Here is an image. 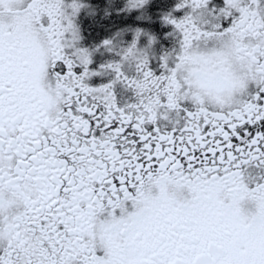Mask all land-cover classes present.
Masks as SVG:
<instances>
[{"label":"snow or ice","instance_id":"6c2138e0","mask_svg":"<svg viewBox=\"0 0 264 264\" xmlns=\"http://www.w3.org/2000/svg\"><path fill=\"white\" fill-rule=\"evenodd\" d=\"M82 7L0 0V264H264V0H180L160 74L137 30L103 42L120 59L99 87L77 46ZM45 80L63 98L51 116ZM153 178L159 198L137 207Z\"/></svg>","mask_w":264,"mask_h":264},{"label":"flooded vegetation","instance_id":"af4514ba","mask_svg":"<svg viewBox=\"0 0 264 264\" xmlns=\"http://www.w3.org/2000/svg\"><path fill=\"white\" fill-rule=\"evenodd\" d=\"M73 2L74 0H65L66 5ZM75 2L83 5L74 19L80 34L77 46L92 54L93 62L89 65V70L101 73L88 81L89 86L99 87L110 82V76L103 73V66L120 59L114 52L105 49L103 42L112 40L116 43L131 44L137 30L142 32L140 48L147 50L153 71L160 74L162 58L177 46L173 26L167 24L164 18L174 12L180 0H149V4L143 9L132 12L124 11L127 0H75ZM212 4L223 6V0H212ZM104 8L109 14H105ZM103 14L111 17L115 25L96 35L92 27L102 20ZM95 26L99 27L97 24ZM117 96L121 103H129L133 99V93L123 89H117Z\"/></svg>","mask_w":264,"mask_h":264},{"label":"clouds","instance_id":"9594fccd","mask_svg":"<svg viewBox=\"0 0 264 264\" xmlns=\"http://www.w3.org/2000/svg\"><path fill=\"white\" fill-rule=\"evenodd\" d=\"M48 51H49V56H51V50L49 49ZM224 59L228 62V67L234 72V74L238 78H242L244 65L242 64L243 58L240 57L239 53L235 52L232 49H228L225 52ZM43 86L47 92L48 97L51 100V108L49 110V115L51 116L55 114L60 104L63 103V98L62 95L54 87L51 86L49 81L45 80ZM206 98L209 101H211L214 100L216 97L215 95H212V96H207ZM223 100L225 103L230 102L231 94L230 93L224 94ZM163 190L165 191L168 199L176 203L185 202L189 196L188 190L185 187L181 186V184L174 179H169L163 185ZM141 191L143 193V198L137 201L136 204L137 207H144L145 201H155L157 198H159L161 193V183L158 181V178H153L150 181H145ZM220 198L222 202L230 201L231 192L225 190L224 192L221 193ZM123 211L126 212L127 208H124ZM96 230H97V235H99V231H100L99 220L96 224Z\"/></svg>","mask_w":264,"mask_h":264},{"label":"trees","instance_id":"16d2710c","mask_svg":"<svg viewBox=\"0 0 264 264\" xmlns=\"http://www.w3.org/2000/svg\"><path fill=\"white\" fill-rule=\"evenodd\" d=\"M102 9H103V7L101 8V10ZM105 10H106L105 14H109V12H107V9H105ZM102 17H103L102 20H100V22L98 21L96 23L100 28L99 27L97 28V26H95L96 24H94V26L92 27L95 29L96 35L103 33L105 30H107V28H110L111 26L115 25V23L112 22L111 17H108V15H104ZM96 30H97V32H96Z\"/></svg>","mask_w":264,"mask_h":264}]
</instances>
